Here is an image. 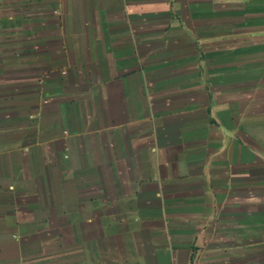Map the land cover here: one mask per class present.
Instances as JSON below:
<instances>
[{
    "label": "crops",
    "instance_id": "obj_1",
    "mask_svg": "<svg viewBox=\"0 0 264 264\" xmlns=\"http://www.w3.org/2000/svg\"><path fill=\"white\" fill-rule=\"evenodd\" d=\"M0 122V264H264V0H0Z\"/></svg>",
    "mask_w": 264,
    "mask_h": 264
},
{
    "label": "rangeland",
    "instance_id": "obj_2",
    "mask_svg": "<svg viewBox=\"0 0 264 264\" xmlns=\"http://www.w3.org/2000/svg\"><path fill=\"white\" fill-rule=\"evenodd\" d=\"M2 123V122H0ZM39 205H46L47 198L39 197ZM26 203V202H24ZM42 215H46L42 213ZM61 232V230H59ZM108 232V230H107ZM46 235L42 236V240H47ZM14 247V246H13ZM8 246V248H13ZM62 244H38L23 246V258L25 264H62Z\"/></svg>",
    "mask_w": 264,
    "mask_h": 264
}]
</instances>
